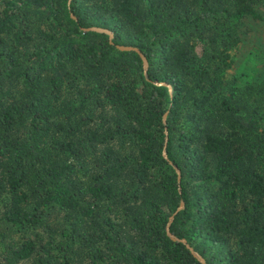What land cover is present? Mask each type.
I'll use <instances>...</instances> for the list:
<instances>
[{
    "label": "trees",
    "instance_id": "1",
    "mask_svg": "<svg viewBox=\"0 0 264 264\" xmlns=\"http://www.w3.org/2000/svg\"><path fill=\"white\" fill-rule=\"evenodd\" d=\"M263 14L0 0V264H202L165 232L180 199L169 230L206 264H264V65L232 54Z\"/></svg>",
    "mask_w": 264,
    "mask_h": 264
},
{
    "label": "rangeland",
    "instance_id": "2",
    "mask_svg": "<svg viewBox=\"0 0 264 264\" xmlns=\"http://www.w3.org/2000/svg\"><path fill=\"white\" fill-rule=\"evenodd\" d=\"M241 34L232 54L236 67L244 71L245 77H250L256 67L264 65V14L261 18H244Z\"/></svg>",
    "mask_w": 264,
    "mask_h": 264
},
{
    "label": "water",
    "instance_id": "3",
    "mask_svg": "<svg viewBox=\"0 0 264 264\" xmlns=\"http://www.w3.org/2000/svg\"><path fill=\"white\" fill-rule=\"evenodd\" d=\"M69 0H67L68 2ZM70 16L72 18L75 19V16L73 15L72 12H70ZM82 30H94V31H100V32H104L107 34L108 36V39H109V42H111V37H112V32L105 28V27H101V26H97V25H90V26H85V27H82ZM115 46L118 48V49H121V50H133L135 51L138 56L140 57V60H141V65H142V69H143V73H145L146 71V68H147V61H146V58L145 56L143 55V53L140 51V49L136 46H133V45H123V44H115ZM153 83H156V84H163L167 87V89L170 91L171 90V86L169 83L165 82V81H159V80H153ZM165 114H166V111L163 112L162 114V121L165 122ZM164 141H163V146H162V150H161V155L167 159V155H166V152H165V142H166V128L164 127ZM169 161V160H168ZM170 162V161H169ZM173 168H174V171L176 173V180L177 182L179 181V170L177 168V166L173 165ZM183 206V200L180 199L179 202H178V205L176 206V208L174 209V211L168 216V220L165 224V232L166 234L172 238V239H176V240H179L181 241L185 247H187V249L190 251V253L202 264H206L205 263V260L203 259V257L196 251L192 248V246H190L186 240L184 238H178L176 237L175 235H173L170 230H169V223L171 222L172 218H173V215L174 213L179 210L181 207Z\"/></svg>",
    "mask_w": 264,
    "mask_h": 264
}]
</instances>
